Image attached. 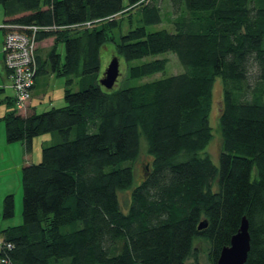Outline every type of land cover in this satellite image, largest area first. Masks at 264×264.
<instances>
[{
  "label": "trees",
  "instance_id": "1",
  "mask_svg": "<svg viewBox=\"0 0 264 264\" xmlns=\"http://www.w3.org/2000/svg\"><path fill=\"white\" fill-rule=\"evenodd\" d=\"M155 1L0 0L5 23L33 24L42 28L37 42L53 39L44 58L36 48L35 77H65L63 106L2 116L9 143L31 151L38 135L50 133L52 140L42 147L40 162L22 168V222L0 230L11 245L0 247V259L202 264L186 260L194 240L205 238L207 264H216L245 216V264H264V0H169L178 12L173 30L148 31L147 25L162 21ZM132 11L140 13L138 24L130 20L122 31ZM107 42L114 43L119 64L125 61L126 78L164 71L166 59L128 63L166 51L176 54L184 71L106 89L99 78ZM218 78L216 167L205 149ZM140 137L151 159L132 186ZM127 189L130 203L122 211L118 194ZM3 201V218L12 217L13 195ZM201 221L206 226L198 229Z\"/></svg>",
  "mask_w": 264,
  "mask_h": 264
},
{
  "label": "rangeland",
  "instance_id": "2",
  "mask_svg": "<svg viewBox=\"0 0 264 264\" xmlns=\"http://www.w3.org/2000/svg\"><path fill=\"white\" fill-rule=\"evenodd\" d=\"M124 2L127 3V0H124ZM155 2L160 7V11L162 14V21L160 23L147 25L146 29L148 31H155V30L162 29V28H165L170 31L173 30L172 20L174 19V17L177 15L178 12H173V9H172L173 7L170 4L169 0H156ZM139 17H140V13L135 12V11H132L129 17L128 15H124L122 22H121L122 31L127 30V26L130 20L134 25H137ZM114 32H115L114 36L116 37L117 30L115 29ZM116 40H117V37H116ZM37 45H38V42H37ZM113 48H114V43L107 42L101 50V53L103 56L102 71L106 67L107 63L109 62L110 58L113 55ZM57 50L59 53L63 55V52H64L63 43L58 44ZM40 54L42 55L41 50H40ZM155 58L167 60L164 71L146 75L141 78H126L127 76L126 63L123 59H121L120 64H119L120 74L114 84V87L118 88V87L135 86L143 82L155 80L158 78H162L164 76H168L171 74H176V73H180L184 71V67L180 64L176 54L171 51H166L163 53H159L155 55H148L142 58L134 59L130 61L128 64L136 65V64H140V63L155 59ZM254 74H255V68L252 67L250 83L254 82V77H253ZM64 82H65V77L63 76L54 75L51 78L49 82L48 92L45 93V98L42 99L43 96H41V98L40 97L35 98V101H34L35 103L39 104L41 101L43 102L39 104L40 107L37 109V113L43 112L51 108L52 106L59 107L65 104V101L63 102L62 100L60 103L59 102L60 99H58V91L60 90L59 89L60 83H61L62 88L64 89L63 87ZM77 88H78L77 84L72 86V90H77ZM212 93H213L212 109H211V113L209 117L212 139L206 146L205 153L209 155L214 165L216 167H219L218 155H219V150H220V135H219V129H218V115H219L218 113H219V107L221 105V95H222L221 79L219 78L216 79ZM62 95H63V90H62ZM48 101H50L52 105L47 108L43 107L44 106L43 104L48 103ZM1 125H4V122H1ZM46 137L49 138V142L45 141ZM51 140H52V135L50 133L41 134L34 138V145L32 146V150L30 152L33 155L34 163L40 162L42 147L46 144H51ZM140 143H141L142 153L140 157L138 158V160L135 161L134 163L136 177L134 178L132 186L139 183L141 179V174L143 172V166L147 165L151 159L148 155L145 154L146 143L143 137H140ZM2 156H3V147L0 144V230L7 226L18 225L22 222L21 175L18 181L13 170L12 172L9 169L6 170L7 158L9 156L6 155L4 160H2ZM12 156H15V154L12 153ZM130 191L131 189H127L124 191H120L118 194V199H119V203H120V207L122 211H126L129 206ZM9 194L13 195V198H14V213L12 217L3 218V204H4L3 200L5 196ZM208 249H209L208 242L205 238H201L200 240L195 239L193 243V251L191 255L188 257V259L186 260V263L192 262L196 258L202 264H207L208 252H209ZM66 263H67L66 259L60 260V264H66Z\"/></svg>",
  "mask_w": 264,
  "mask_h": 264
},
{
  "label": "crops",
  "instance_id": "3",
  "mask_svg": "<svg viewBox=\"0 0 264 264\" xmlns=\"http://www.w3.org/2000/svg\"><path fill=\"white\" fill-rule=\"evenodd\" d=\"M7 17L4 16L2 7L0 5V25L5 23ZM6 29L0 27V144L3 147V156L2 160L5 159L6 155L9 156L7 158V164H6V170H12L14 171L16 178L19 181V177L21 175L22 168L28 164L34 163L33 161V155L30 153L31 151H27L25 149V146L22 142H12L9 143L6 140L5 136V127L4 125H1V122H4L2 120V116H4L9 111H14L17 115H20L21 117H25L27 115L37 113V109L40 107L39 104L43 103L42 101L38 104L35 103V98H38L41 96L42 99L45 98V93L48 92L49 88V82L51 78L54 76L53 74H41L37 75L35 77L34 86L32 89V96L31 99L26 106L25 109H18L15 104V93L13 88L11 87V79L9 76V73L7 69L5 68L4 61H3V42H4V36H5ZM53 43L52 38H45L41 41H38L37 45V54L40 55V50L42 52V57L44 58L46 56V53L48 49L51 47ZM64 54V52H63ZM61 61L63 60V55L60 53ZM65 85V82L63 84V87ZM60 90L58 91V99H60V103L63 100L64 102V96L62 95V90L64 89L61 86L60 83ZM40 92V93H39ZM42 93V95H41ZM43 107H49L52 105L50 101L48 103H44ZM63 106V105H62ZM55 107V106H52ZM45 141L49 142V138L46 137ZM34 145V139L32 140V146ZM32 150V147H31ZM12 153L15 154V156H12ZM8 227V226H7Z\"/></svg>",
  "mask_w": 264,
  "mask_h": 264
},
{
  "label": "built area",
  "instance_id": "4",
  "mask_svg": "<svg viewBox=\"0 0 264 264\" xmlns=\"http://www.w3.org/2000/svg\"><path fill=\"white\" fill-rule=\"evenodd\" d=\"M85 25L89 26L90 23L87 22ZM0 27L6 29L2 47L3 61L11 79L15 103L18 109H25L31 99L36 73V34L42 28L33 24L20 26L12 23H3ZM3 245L6 249L11 248L0 235V247ZM0 263L10 264L5 258L0 259Z\"/></svg>",
  "mask_w": 264,
  "mask_h": 264
},
{
  "label": "water",
  "instance_id": "5",
  "mask_svg": "<svg viewBox=\"0 0 264 264\" xmlns=\"http://www.w3.org/2000/svg\"><path fill=\"white\" fill-rule=\"evenodd\" d=\"M119 74V58L112 56L102 71L99 83L106 89H112ZM205 226L206 222L201 221L198 224V229ZM249 248L248 221L244 216L240 221L237 232L231 236L229 244L221 249L216 264H245Z\"/></svg>",
  "mask_w": 264,
  "mask_h": 264
}]
</instances>
